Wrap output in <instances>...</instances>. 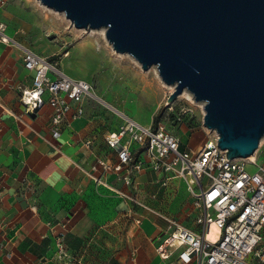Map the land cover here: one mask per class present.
Here are the masks:
<instances>
[{"label": "crops", "instance_id": "crops-1", "mask_svg": "<svg viewBox=\"0 0 264 264\" xmlns=\"http://www.w3.org/2000/svg\"><path fill=\"white\" fill-rule=\"evenodd\" d=\"M45 8L37 0H7L0 6L5 33L54 59L69 76L90 82L135 121L152 125L164 95L149 69L116 53L107 41L73 33L69 25L65 33L50 35L53 25ZM31 77L19 52L1 43L0 264H195L179 259L182 247L165 244L170 229L158 215L199 230V211L185 182L173 178L163 185L161 173L144 168L131 174L127 184L123 170L97 165V159L117 163V152L106 137L118 132L121 120L85 101L83 115L62 123L54 135L51 107L45 104L31 112L19 99L20 87L30 86ZM176 123L175 131L168 130L175 132L180 146L198 150L207 129ZM130 149L143 155L137 144ZM59 238L65 255L57 253ZM159 248L168 257L160 256Z\"/></svg>", "mask_w": 264, "mask_h": 264}, {"label": "water", "instance_id": "water-1", "mask_svg": "<svg viewBox=\"0 0 264 264\" xmlns=\"http://www.w3.org/2000/svg\"><path fill=\"white\" fill-rule=\"evenodd\" d=\"M78 30L103 29L111 48L151 67L202 105V125L227 158L264 137V0H37Z\"/></svg>", "mask_w": 264, "mask_h": 264}, {"label": "built area", "instance_id": "built-area-1", "mask_svg": "<svg viewBox=\"0 0 264 264\" xmlns=\"http://www.w3.org/2000/svg\"><path fill=\"white\" fill-rule=\"evenodd\" d=\"M6 2L0 0V6ZM5 28V24L0 22V44L16 49L23 67L32 73L31 85L20 87L19 99L31 112L45 104L51 107L54 135L59 134L62 123L83 115L85 101H92L121 120L118 132L106 137V143L117 152V163L111 165L97 159V165L115 172L123 170L122 179L127 184L131 174L144 168L161 173L163 185L173 178L185 182L194 207L199 211L195 217L199 225L197 231L118 192L140 207L158 213L167 222L170 233L165 244L182 247L178 255L182 262L264 264V165L256 161V152L252 159L227 158L226 150L217 145L218 134L209 129L198 150L184 149L179 138L166 129L163 118L152 125L135 121L101 97L90 82L64 73L54 59L7 35ZM168 109L172 110V107ZM184 113L185 110L180 111L176 120L180 121L179 117ZM123 137L126 139L121 141ZM132 144L138 145L142 156L130 149ZM246 164L254 165L256 170L247 171ZM94 179L99 182V179ZM212 224L217 228L215 239L208 237ZM158 251L160 256L168 257L164 249L159 248ZM57 253L65 255L60 238Z\"/></svg>", "mask_w": 264, "mask_h": 264}, {"label": "rangeland", "instance_id": "rangeland-1", "mask_svg": "<svg viewBox=\"0 0 264 264\" xmlns=\"http://www.w3.org/2000/svg\"><path fill=\"white\" fill-rule=\"evenodd\" d=\"M45 9L48 13L49 22H51V24L53 25V30H51L49 32L50 35H56L57 36L62 32L65 33V31H66L65 25H69V29H71V31L73 33H76L79 35H92V36L97 37V39H100L101 41L106 43V40L104 38V32H102V29H95V30H78V29H75L71 24H69V21L64 17V15L62 13L55 12V11L48 9V8H45ZM154 70H155V68L151 67L148 70V73L153 77L154 80H156L158 82L159 87L161 89V93L164 95L163 99L161 101V105H160V115L162 117L165 115L166 119H167L168 114L171 113L170 111L180 112L182 110H185L184 117H183L182 121H180V124L184 123L187 126L200 125V124L202 125V115H203L202 105L203 104L201 102H195L193 100V98L190 99L184 93V91L181 94H178L173 101L167 102V96L173 90V87L165 85L160 80L157 73L156 74L154 73ZM166 103H168V104H166ZM169 106L172 107V110L168 109ZM162 117L160 119H162ZM163 119H162V121L165 123L166 129L172 128V130L175 131L174 127L177 126L178 124L177 123H175L173 125L167 124L168 122L166 121V119H164V120ZM255 152H256V161L258 162V164L264 165V137L260 140L259 146ZM245 168L249 172H253L254 170H256V167L252 164H246ZM210 232L212 234H217V230L213 229V228H210ZM262 244H264V229H263V243Z\"/></svg>", "mask_w": 264, "mask_h": 264}, {"label": "trees", "instance_id": "trees-1", "mask_svg": "<svg viewBox=\"0 0 264 264\" xmlns=\"http://www.w3.org/2000/svg\"><path fill=\"white\" fill-rule=\"evenodd\" d=\"M179 112H174V111H171V113L168 114V119L172 122V123H176V122H179L178 120H176L177 118V115H178ZM159 117H160V113H158L157 115H155L154 119H153V123H156L158 120H159ZM184 117V114H182L179 118H180V121H182ZM193 126H196V125H191L189 127H193Z\"/></svg>", "mask_w": 264, "mask_h": 264}, {"label": "bare ground", "instance_id": "bare-ground-1", "mask_svg": "<svg viewBox=\"0 0 264 264\" xmlns=\"http://www.w3.org/2000/svg\"><path fill=\"white\" fill-rule=\"evenodd\" d=\"M103 31H104V30L102 29V32H103ZM184 93H185L190 99H192V96H191L187 91H184ZM253 157H254V155L252 154V155L249 156L248 159H252ZM211 228L217 230V228H216L213 224L211 225ZM216 236H217V234H212L211 232L208 233V237L211 238V239H215Z\"/></svg>", "mask_w": 264, "mask_h": 264}]
</instances>
